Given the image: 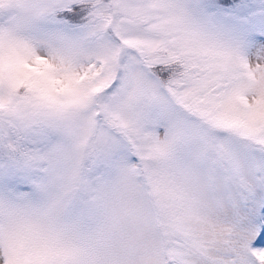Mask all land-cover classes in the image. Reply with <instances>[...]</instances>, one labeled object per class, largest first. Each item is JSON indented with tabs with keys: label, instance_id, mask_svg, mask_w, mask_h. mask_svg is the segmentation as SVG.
<instances>
[{
	"label": "snow or ice",
	"instance_id": "snow-or-ice-1",
	"mask_svg": "<svg viewBox=\"0 0 264 264\" xmlns=\"http://www.w3.org/2000/svg\"><path fill=\"white\" fill-rule=\"evenodd\" d=\"M0 264H264V0H0Z\"/></svg>",
	"mask_w": 264,
	"mask_h": 264
}]
</instances>
